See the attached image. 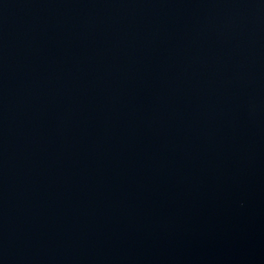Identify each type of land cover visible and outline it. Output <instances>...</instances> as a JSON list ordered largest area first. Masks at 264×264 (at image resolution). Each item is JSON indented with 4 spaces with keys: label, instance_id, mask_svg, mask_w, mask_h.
<instances>
[{
    "label": "water",
    "instance_id": "water-1",
    "mask_svg": "<svg viewBox=\"0 0 264 264\" xmlns=\"http://www.w3.org/2000/svg\"><path fill=\"white\" fill-rule=\"evenodd\" d=\"M0 264H264V0H0Z\"/></svg>",
    "mask_w": 264,
    "mask_h": 264
}]
</instances>
